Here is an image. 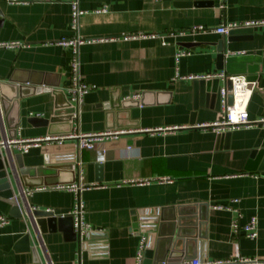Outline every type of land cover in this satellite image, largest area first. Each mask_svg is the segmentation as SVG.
Segmentation results:
<instances>
[{
  "label": "crops",
  "instance_id": "obj_1",
  "mask_svg": "<svg viewBox=\"0 0 264 264\" xmlns=\"http://www.w3.org/2000/svg\"><path fill=\"white\" fill-rule=\"evenodd\" d=\"M21 1L0 0V41L26 45L0 49V100L2 94L10 97L5 111L0 101V143L5 141L12 151L17 184L32 208L70 215L74 193L54 186L78 182L84 170V182L93 185L81 197L93 230L82 240H69L61 230L40 234V241L32 234L35 250L27 252L19 241L29 222L13 216L12 205L0 196V214L11 218L0 227V264H132L143 234L150 235L143 261L153 264L162 257L179 213L188 223L196 221V237L184 235L185 255L167 262L189 260L193 250L202 260L226 259L237 243L242 255L264 259V170H246L252 153L264 151V125L222 131L206 126L221 116L224 80L179 77L225 71L217 68L216 43L234 39L226 41L228 54L261 58L248 112L252 120L264 117V25L250 34L214 31L226 22L264 19V0H78L87 11L78 29L71 26L73 0ZM105 6L107 12H96ZM199 25L211 30H192ZM77 33L86 39L80 46L82 75L96 88L85 96L76 130L127 132L98 141L93 149H79L74 139L43 142L26 153L8 146L7 141L17 138L68 135L50 134L68 129L66 121L51 128L36 126L29 118L53 117L70 102V53L59 41ZM127 35L133 37L125 39ZM180 51L186 54L177 60ZM136 94L144 102L128 118L108 116L104 104ZM16 154H22L25 167L35 169L26 179ZM98 162L103 163L99 182ZM146 177L171 180L128 182ZM25 181L38 186L28 187ZM11 187L17 191L15 181ZM221 204L239 209L242 224L257 216L258 237L235 235L232 222L238 212L215 208ZM188 238L196 240L189 243Z\"/></svg>",
  "mask_w": 264,
  "mask_h": 264
},
{
  "label": "built area",
  "instance_id": "obj_2",
  "mask_svg": "<svg viewBox=\"0 0 264 264\" xmlns=\"http://www.w3.org/2000/svg\"><path fill=\"white\" fill-rule=\"evenodd\" d=\"M11 4H19L21 0H6ZM72 4V13H71V26L73 29H78L80 17L85 14L87 11L82 9L79 6L78 0H73ZM108 7H102L96 12H107ZM259 25H264V19L262 20H250L245 22H226L222 23L214 29V31L227 34L230 30L240 27H256ZM192 30H201L208 31L211 30L204 25H199L193 27ZM152 37H156V34H152ZM133 37L131 35L125 36V39ZM86 42V39L83 38L78 33L74 36L64 37L59 41V44L68 49L70 53V77L69 84L66 89L69 92V100L74 108L72 121L75 125L73 131L68 135H57V136H46V137H34V138H17L7 141L8 145L16 146L21 152L26 153L33 146H39L43 142L47 143H58L62 144L66 140H77V145L79 149H93L96 142L104 139H117L122 134H125L127 130H107L99 133H82L78 132L76 125L81 114L82 105L85 100V96L93 89L96 88L95 85L87 83L81 72V58H80V46ZM166 43V42H164ZM26 46L20 41H0L1 48H14ZM186 54L185 51H180L177 55V60ZM182 79L193 80V79H205V78H219L224 80V85L220 89V101L222 112L218 120L210 123L206 126L212 127L217 131L222 130H232L237 129L243 126H252V125H264V117L252 120L249 116L248 105L253 92L252 82L247 80L246 76L243 75H230L225 71H220L210 75H179ZM232 82V90L229 91L227 86V81ZM232 93L234 96V103L230 105L228 103V95ZM131 98L135 100H140L141 95L136 94ZM4 142L0 143L3 144ZM82 164V163H80ZM171 180L168 177H146L140 179L130 180L128 182L135 184H146L152 181H168ZM93 184H88L84 182V170L80 172V180L73 184H63L56 185L55 188L67 189L74 193L75 201L73 207L69 214L74 219V229L77 233L79 240H82L84 236L91 230L93 227L86 219V209L85 202L81 197V192L84 189L89 188ZM233 202H237V199H234ZM217 209H235L238 212L237 217L232 222V229L235 235H241L250 238L256 239L259 235L258 231V217L252 216L250 220L242 224L240 221L241 212L239 209L232 207L231 205H216ZM51 210V209H48ZM10 216L0 214V227H4L10 223ZM148 246V235L143 234L140 237L138 251L136 259L132 264H144V254ZM157 264H171L167 261H162ZM178 264H264V259L258 256H245L240 253L239 245L236 244L235 252L226 259L219 260H202L199 258L184 260Z\"/></svg>",
  "mask_w": 264,
  "mask_h": 264
},
{
  "label": "water",
  "instance_id": "obj_3",
  "mask_svg": "<svg viewBox=\"0 0 264 264\" xmlns=\"http://www.w3.org/2000/svg\"><path fill=\"white\" fill-rule=\"evenodd\" d=\"M3 14L0 10V27L3 26ZM253 27H240L235 28L229 31V35L232 34H250L253 32ZM232 41L234 39L231 38H221L216 43L217 46V68L220 70H225L230 75H243L246 76L249 81H256L259 72H260V62L261 58L256 55H246V54H228V49L226 45V41ZM204 81V80H201ZM227 86L229 91L232 90V82L230 80L227 81ZM23 92V88H20V91L17 93L16 97L21 96ZM211 95V93H210ZM6 98L9 100L10 97L7 95H3L1 97V105L3 110L6 109ZM144 99L134 100L132 98H127L124 100H119L117 103L110 102L106 103L103 106L108 110V116L114 117L115 120L122 118H128L129 111L134 106H139L143 104ZM228 103L232 105L234 103V96L232 93L228 95ZM74 108L72 107L70 102H67L65 105L58 107L55 111L54 116L50 118L45 117H37L33 116L29 118V121L36 126H47L53 127L59 121H66L68 129H64V131L50 132V134H70L72 132V121ZM191 124H195V120L192 119ZM4 148H0V196H2L6 201H8L12 205L11 214L17 218H26L29 222V229L22 236L19 241V245L23 250L29 252L34 251L33 247V235L37 237L38 241H40V234L46 233L47 231L55 232L57 230H61L65 233V236L69 240H77V233L74 229V219L71 215H55V213L51 210L46 209H36L32 208L28 202H26L25 191L17 184V176L15 173V163L13 160L12 151L8 150L6 146V142L4 141L1 144ZM9 146V145H8ZM59 148V147H58ZM57 148V149H58ZM264 151H254L251 155V159L249 160L246 170L255 171V170H264V160L261 161ZM15 159L17 160V165L19 167V173L26 179V176L31 174V171H35L34 168H28L24 166L22 161V154H16ZM67 167L71 168L72 165L68 164ZM98 175L97 181H103V163L98 162L96 164ZM18 171L16 170V173ZM13 181H15L17 185V191L12 189ZM26 182V181H25ZM75 179L71 182L63 183V184H73L75 183ZM28 187H35L38 184H29L25 183ZM46 186L52 184H45ZM57 185V184H56ZM22 186V185H21ZM54 186V185H53ZM23 190V191H22ZM22 208V210H21ZM179 217L174 222V229L167 235L166 243L162 246V257L155 261L153 264H157L162 261H166L168 258H176L183 257V244L185 243L184 235L196 237V221H191V223L187 222V216H184L182 213L178 214ZM139 222V221H138ZM136 226L139 227V223H136ZM148 228L142 230L146 231ZM188 231V232H187ZM148 235V246L145 250V254L150 248V241ZM202 238H206V235H201ZM196 238H188V242H195ZM145 256V255H144ZM186 259H194L196 258L195 251H190L187 255ZM146 263V262H144Z\"/></svg>",
  "mask_w": 264,
  "mask_h": 264
}]
</instances>
